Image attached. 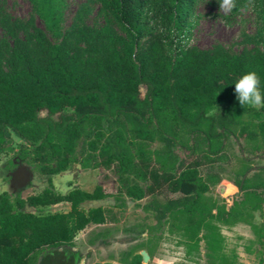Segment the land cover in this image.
<instances>
[{
  "label": "trees",
  "instance_id": "trees-1",
  "mask_svg": "<svg viewBox=\"0 0 264 264\" xmlns=\"http://www.w3.org/2000/svg\"><path fill=\"white\" fill-rule=\"evenodd\" d=\"M30 1L56 42L0 7L9 36L0 41V154L14 150L18 139L16 167L35 166L50 177L49 187L26 198L21 190L15 197L0 193V264H80L73 249L78 234L119 223L126 199L149 198L142 205L156 223L146 227L149 234L179 223L184 236L196 245L203 240L222 264L233 262L222 254L220 226L245 223L263 245L264 224L257 227L254 219L263 216L264 167L238 177L239 197L229 208L208 197L211 186L200 168L231 137L264 145V106L243 108L232 85L255 71L264 90V52L233 55L216 45L173 53L174 38L190 25L200 0H94L104 25L91 27L80 16L68 30L61 28L63 0ZM158 141L164 147L154 150ZM74 164L111 176L118 203L82 208L108 197L103 182L92 190L56 191L51 176ZM58 204L70 210L37 213ZM110 235L104 230L97 238ZM145 248L132 245L121 263L143 264Z\"/></svg>",
  "mask_w": 264,
  "mask_h": 264
},
{
  "label": "rangeland",
  "instance_id": "rangeland-1",
  "mask_svg": "<svg viewBox=\"0 0 264 264\" xmlns=\"http://www.w3.org/2000/svg\"><path fill=\"white\" fill-rule=\"evenodd\" d=\"M218 2L219 0L198 2L189 19L190 25L182 35L174 38L173 53L178 54L192 47L210 49L216 45L224 46L233 55L243 51L264 52V0H234L230 12L219 11ZM0 7L13 19L45 30L48 37L56 42L43 19L35 12L30 0H0ZM80 16L91 27L99 28L104 25V14L94 0H63V30L70 29ZM20 35L23 37V33ZM4 38L9 36L0 25V41ZM243 118L246 119L245 116ZM19 143V140L14 138V150ZM163 147V143L159 141L153 145L154 150ZM14 150L0 154V193L8 192L15 197L17 191L21 190V195L26 198L49 187V176L39 174L35 166L24 163L19 167L30 173L31 180L28 186L17 189L12 182V174L18 168L15 165ZM175 153L181 158L185 157L183 150L178 147ZM213 160L214 162L204 160L200 171L211 186L208 197L218 205H226L228 199L235 201L239 197V188L236 185L238 177L246 170H250L246 175L253 177L259 168L264 167V145L259 142H247L244 138L236 142L231 137L225 142L224 152ZM261 174L264 176V170ZM51 179L53 188L63 194L76 188L92 190L103 182L108 197L101 201L86 202L82 205L84 210L97 206H114L118 203L115 181L111 176L104 179L101 169L83 170L80 164H74L67 171L51 176ZM147 201L149 198L138 204L126 199V213L119 223L107 226L90 225L80 232L73 244V249L82 257L80 264H122V252L141 242L146 243V248L140 251L143 264H222L220 259L210 256L203 240L196 245L184 236L179 223L155 228L153 233L149 234L146 227H155L156 223L153 216L142 209V205ZM69 210L68 204H59L38 209L37 213L45 215ZM263 221L264 214L261 216V213L257 212L254 225L260 227ZM143 229L146 230L143 232ZM104 230L112 232L105 241L97 238V234ZM220 231L223 237L222 254L233 264H260L264 246L251 226L237 223L232 226H220Z\"/></svg>",
  "mask_w": 264,
  "mask_h": 264
},
{
  "label": "clouds",
  "instance_id": "clouds-1",
  "mask_svg": "<svg viewBox=\"0 0 264 264\" xmlns=\"http://www.w3.org/2000/svg\"><path fill=\"white\" fill-rule=\"evenodd\" d=\"M218 5L219 11L230 12L234 6V0H219ZM232 85L235 99L243 108L264 106V90L255 71L244 72Z\"/></svg>",
  "mask_w": 264,
  "mask_h": 264
},
{
  "label": "water",
  "instance_id": "water-1",
  "mask_svg": "<svg viewBox=\"0 0 264 264\" xmlns=\"http://www.w3.org/2000/svg\"><path fill=\"white\" fill-rule=\"evenodd\" d=\"M30 173L23 169L22 167H18L14 173L12 174V182L17 187V189H22L30 183ZM263 214H264V207H263ZM264 224V221H263ZM264 246V243H263ZM264 253V248H263Z\"/></svg>",
  "mask_w": 264,
  "mask_h": 264
},
{
  "label": "built area",
  "instance_id": "built-area-1",
  "mask_svg": "<svg viewBox=\"0 0 264 264\" xmlns=\"http://www.w3.org/2000/svg\"><path fill=\"white\" fill-rule=\"evenodd\" d=\"M233 202H234L233 199H228L226 203L227 207L229 208L233 204Z\"/></svg>",
  "mask_w": 264,
  "mask_h": 264
},
{
  "label": "crops",
  "instance_id": "crops-1",
  "mask_svg": "<svg viewBox=\"0 0 264 264\" xmlns=\"http://www.w3.org/2000/svg\"><path fill=\"white\" fill-rule=\"evenodd\" d=\"M14 184V183H13ZM59 205V204H58ZM94 226H96V225H94Z\"/></svg>",
  "mask_w": 264,
  "mask_h": 264
}]
</instances>
